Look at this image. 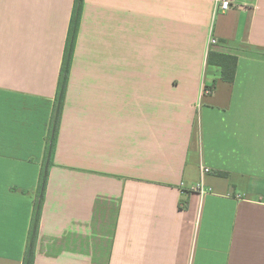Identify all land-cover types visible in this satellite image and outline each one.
Masks as SVG:
<instances>
[{
	"label": "crops",
	"instance_id": "crops-1",
	"mask_svg": "<svg viewBox=\"0 0 264 264\" xmlns=\"http://www.w3.org/2000/svg\"><path fill=\"white\" fill-rule=\"evenodd\" d=\"M75 1L0 0V264L24 261ZM231 2L84 0L35 264H264V0Z\"/></svg>",
	"mask_w": 264,
	"mask_h": 264
},
{
	"label": "trees",
	"instance_id": "trees-1",
	"mask_svg": "<svg viewBox=\"0 0 264 264\" xmlns=\"http://www.w3.org/2000/svg\"><path fill=\"white\" fill-rule=\"evenodd\" d=\"M84 0H76L75 1V9L73 13V17L71 20L69 33L66 42L65 54L61 69V75L59 78L58 88H57V97H56V107H55V116L54 121L51 128L50 134V142L47 148L42 172L41 179L37 191V197L35 200V206L33 211L32 225L31 231L29 234V239L27 242L26 252L23 264H35L36 259V244L39 234L41 216L43 211V205L46 196L49 170L53 163L55 147L57 142V136L60 127V121L64 106V100L68 88L69 76L74 56V51L77 42V35L79 31L80 21H81V13L83 9ZM238 57L230 54H223L211 51L208 56V63L210 65H216L221 69L222 78L229 82H232L235 77L236 67H237ZM212 88V87H210ZM223 175H226L225 172H220ZM187 203L184 204L183 207H186Z\"/></svg>",
	"mask_w": 264,
	"mask_h": 264
},
{
	"label": "built area",
	"instance_id": "built-area-1",
	"mask_svg": "<svg viewBox=\"0 0 264 264\" xmlns=\"http://www.w3.org/2000/svg\"><path fill=\"white\" fill-rule=\"evenodd\" d=\"M232 7V2L231 0H217V8L221 9L222 11H227ZM211 44H216L218 40L215 37H211ZM208 92H211V89L207 90ZM202 172L205 173H210L211 169L208 167H203ZM195 191L199 192L200 194L204 195L207 194L212 190L210 186H208L203 180L199 181L193 188Z\"/></svg>",
	"mask_w": 264,
	"mask_h": 264
}]
</instances>
